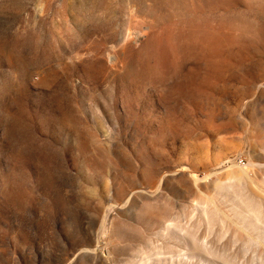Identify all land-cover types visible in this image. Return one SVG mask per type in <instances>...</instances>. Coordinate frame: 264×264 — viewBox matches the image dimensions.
I'll return each mask as SVG.
<instances>
[{
  "label": "rangeland",
  "instance_id": "374dc122",
  "mask_svg": "<svg viewBox=\"0 0 264 264\" xmlns=\"http://www.w3.org/2000/svg\"><path fill=\"white\" fill-rule=\"evenodd\" d=\"M0 264H264V0H0Z\"/></svg>",
  "mask_w": 264,
  "mask_h": 264
}]
</instances>
